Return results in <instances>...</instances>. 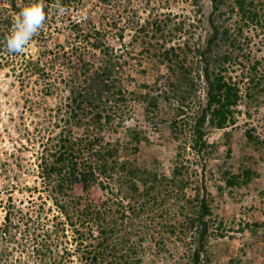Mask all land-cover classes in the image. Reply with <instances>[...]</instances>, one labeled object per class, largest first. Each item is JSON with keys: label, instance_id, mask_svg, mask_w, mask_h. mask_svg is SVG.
Segmentation results:
<instances>
[{"label": "trees", "instance_id": "16d2710c", "mask_svg": "<svg viewBox=\"0 0 264 264\" xmlns=\"http://www.w3.org/2000/svg\"><path fill=\"white\" fill-rule=\"evenodd\" d=\"M256 1L262 4L261 0H209L211 32L204 47L194 45L191 50L185 43L183 47L170 46L165 50L155 49L152 53V57L158 58V64H164L169 73L164 85L172 86L168 90L172 94L163 91L165 102L173 97L183 105L191 95L197 98L193 107L191 102L187 111L179 106L167 120L175 140L181 135L187 137L177 146L176 157L181 164L173 167L170 176L158 175L152 169L125 160L124 156L130 155V151L136 152L139 144L147 141L140 130L125 127L129 119V103L136 99L135 93L130 92L123 82L124 69L129 62L119 61L122 56L117 49L106 44L104 34L107 32L103 28L98 29L86 18L78 22L66 17L68 23L63 29L70 27L69 34L75 44L66 42L70 53L61 46L62 54L56 59L66 65L72 63L68 66L71 76L65 84L67 96L62 102L66 108L64 123L69 129L55 138L51 148H44L46 152L39 165L47 197L58 214L49 218L46 213L42 217L41 205L37 210L27 211L11 203L3 207L0 264H146L143 243L147 239L158 247L163 246V232L176 237L189 231V243L196 245L191 252L190 264H201L209 231L205 218L211 212L205 196L201 199L197 195L187 196L188 181L184 180L183 172L189 160L182 162V159L187 149L198 158L209 156L205 153L209 148L204 138L206 133L211 129L225 130L236 124L243 78L233 80L228 67L234 64L232 54L242 50L243 30L249 26L256 28L264 18V13L260 15L258 12ZM5 2V6L0 7V60H4V52L11 57L20 54L7 51L6 39L22 9L35 0ZM72 2L77 4L81 0H43L46 18L52 10L56 13L60 7L67 9ZM223 6H226L225 11H221ZM234 17V24L227 25V19ZM110 25L116 27L115 23ZM151 27L149 39H155L161 29L156 22ZM55 29L60 30L59 27ZM44 34L45 30L41 28L32 41L42 39ZM122 37L119 32L117 39L122 41ZM147 45L151 43L147 42ZM46 51L47 54L50 52ZM93 52L99 54L98 59ZM192 52L198 61L196 78L192 76L191 66L184 64ZM21 56L26 54L22 52ZM73 58L79 63L78 67ZM31 61L28 73L41 79L47 77L44 68ZM261 64L255 60L249 69L247 96L251 98L264 93V85L259 86L262 76L257 79V71L264 75ZM22 72L20 75H24L25 71ZM182 87L184 91H181ZM198 88H202V97L197 96ZM47 92L50 93L49 88ZM148 94L140 96L147 113L158 115V97ZM121 127L123 140L127 139L125 145L119 139L105 141V131L116 133ZM244 136L257 147L264 146V140L250 130H246ZM225 175L228 186L241 177L243 183H247L251 171L244 170L241 175L232 176L226 172ZM93 187L100 188L105 199L89 200V191ZM112 195L114 199H111ZM183 210L187 213L184 215L186 224L179 228L178 225L184 222L175 220ZM190 211L193 217L188 216ZM161 218L167 219V226H161ZM75 257L77 262H74Z\"/></svg>", "mask_w": 264, "mask_h": 264}, {"label": "rangeland", "instance_id": "374dc122", "mask_svg": "<svg viewBox=\"0 0 264 264\" xmlns=\"http://www.w3.org/2000/svg\"><path fill=\"white\" fill-rule=\"evenodd\" d=\"M261 1L263 5L256 1L260 15L264 13V0ZM5 4V0H0V7ZM221 8V11L226 10V6ZM210 12L209 0H81L77 4L72 2L64 13H60L59 9L56 13L54 10L48 13V19H45L42 27L45 30L44 37L36 42L31 41L25 47L23 52L26 56H21V53L12 57L6 52L2 54L4 60H0V223L4 215L3 207L9 203L24 211L37 210L41 205L42 217L46 213L49 218L58 214L47 197L48 191L42 176L39 175V165L46 152L44 148H51L55 138L69 129L64 123L66 108L62 102L67 96L65 84L71 76L68 66L72 63L66 65L56 59L62 54L61 46L70 53L68 45L75 44L69 34L70 27L63 29V25L68 23L66 17L78 22H83L86 18L98 29L103 28L107 32L104 34L106 44L117 49V53L122 56L120 62H129V66L124 69L123 82L130 92L135 93L136 99L129 103V119L125 127L140 130L147 141L140 143L136 152L130 151V155L124 156L125 160L152 169L158 175L170 176L173 167L178 163L177 146L184 142V139L187 140V137L181 135L182 137L175 140L167 120L172 118V113L177 107L187 111L189 102L193 107L197 98L191 95V99L183 105L178 104L177 99L173 97L169 102H165L163 91L172 94V91H168L172 86L164 85L169 73L164 64H158V58L152 57V53L155 49L165 50L170 46L183 47L185 43L189 44L191 50L194 45L204 47L211 32L208 25ZM225 17L227 16L223 18ZM234 20L235 17L229 18L226 24L231 26ZM153 22H156L161 30L157 31L155 39H149ZM113 23L116 24L115 28L110 25ZM258 24L256 28L249 26L243 30L244 34L240 39L242 50L232 54L234 64L231 68L228 67V74L233 80L243 78L240 81L242 99L236 124L225 130L211 129L206 133L204 138L209 148L205 153L209 156L198 158L187 149L182 159V162L189 160L183 172L184 180L188 181L185 191L187 196L197 195L198 199L205 196L211 212L205 218L209 231L204 245L205 251L201 255V264H264V146L257 147L244 136L245 131L250 130L254 136L264 140V93L255 98L247 96L250 88V67L255 60L260 61L264 67V18L260 19ZM56 27L60 30L57 31ZM141 29H144L145 33L141 32ZM119 32L123 35L122 41L117 39ZM66 42L70 43L67 45ZM147 42L151 45H147ZM76 47H79L78 43ZM88 49L91 50L90 46ZM46 50L51 53L47 54ZM224 50L223 48V52ZM93 54L98 59L99 54ZM84 56L87 60L86 54ZM30 60L43 67L47 77L41 79L29 74L27 69ZM73 61L78 67L79 63L75 58ZM197 63L193 52L184 63L191 66L194 78L198 75ZM22 71H25L24 75H20ZM257 72V79L260 76L263 78L259 85L262 86L264 75ZM172 81L174 82L173 79ZM197 82L195 79L196 86ZM48 88L50 93L47 92ZM184 90L182 87L181 91ZM198 90L197 96L202 97V88ZM144 94L158 97V115L147 113L146 104L140 97ZM123 132L122 127L118 128L116 133L105 131V141L119 139L121 144L125 145L127 139L123 140ZM186 146H189L188 143ZM244 170L251 171L250 181L243 183L241 177L239 181L235 180L226 185V172L232 176L241 175ZM102 192L100 188L93 187L89 191V200L105 199ZM110 197L114 199V195ZM186 214L185 210L178 214L175 221L184 222L178 225L179 228L185 227ZM188 216L193 217V213L191 215L190 211ZM160 222L161 226H167V219L161 218ZM219 226L220 229H217ZM177 236H169L163 232V246L158 247L147 239V242L143 243L144 262L190 264L191 252L196 246L189 243L191 231L179 235L185 242L179 241ZM157 238L155 236V240ZM74 262H77L76 257Z\"/></svg>", "mask_w": 264, "mask_h": 264}, {"label": "clouds", "instance_id": "9594fccd", "mask_svg": "<svg viewBox=\"0 0 264 264\" xmlns=\"http://www.w3.org/2000/svg\"><path fill=\"white\" fill-rule=\"evenodd\" d=\"M66 9L59 8L60 13ZM46 19L43 0H35L20 12L13 31L6 39V49L9 53H22L33 37L43 27Z\"/></svg>", "mask_w": 264, "mask_h": 264}]
</instances>
